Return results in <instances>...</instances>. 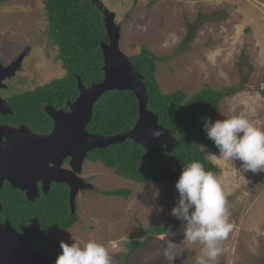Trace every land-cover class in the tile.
I'll use <instances>...</instances> for the list:
<instances>
[{
    "label": "rangeland",
    "instance_id": "rangeland-1",
    "mask_svg": "<svg viewBox=\"0 0 264 264\" xmlns=\"http://www.w3.org/2000/svg\"><path fill=\"white\" fill-rule=\"evenodd\" d=\"M100 1L121 26L120 47L126 55L139 52L144 45L150 52L168 57L156 65L162 92L180 89L190 97L204 86L226 91L228 96L219 102L212 122L243 115L264 128V0ZM190 27L193 34L185 40ZM22 53L23 64L17 76L7 81L10 89L6 93L31 91L64 76L58 49L47 32L42 0L0 3V64L8 65ZM203 151L219 168L215 175L235 225L222 244L223 254L213 264H264V171L243 172L239 160L218 159V149ZM82 171V177H91L100 191L127 189L130 194L111 197L89 189L80 192L79 220L52 237L56 245L60 248L61 241L71 244L95 239L109 248L113 264L166 263L160 251L163 238L178 244L183 240V224L171 215L179 197L175 185L138 184L88 160ZM149 225L170 228L153 234L143 248L126 255L132 247L127 242L144 240L134 233ZM200 248L199 244L185 245L174 264H191Z\"/></svg>",
    "mask_w": 264,
    "mask_h": 264
},
{
    "label": "trees",
    "instance_id": "trees-1",
    "mask_svg": "<svg viewBox=\"0 0 264 264\" xmlns=\"http://www.w3.org/2000/svg\"><path fill=\"white\" fill-rule=\"evenodd\" d=\"M5 1L10 0H0V3ZM98 3V0H42L47 32L58 49L57 60L65 69V74L31 91L13 93L10 98L13 115L8 116L6 121L12 124L23 122L29 124L33 131L45 133L52 124L45 113V105L66 107L67 101H74L78 96L77 76L85 86L103 79L101 43L108 42V36ZM120 24L124 25V22ZM193 30V27L188 29L185 40L191 38ZM127 56L141 74L146 88L147 109L157 116L163 128L171 132L177 145L170 151L146 155L142 146L125 139L121 143L93 149L88 159L100 162L119 177L138 184L153 182L175 185L183 166L193 161L202 163L207 171L219 173L217 165L203 151L217 148L203 131L202 118L211 120L219 102L228 93L210 86H204L190 97L180 89L164 93L155 71L157 63L166 61L168 57L158 56L144 45L140 46L139 52L128 53ZM137 117L138 99L133 92L106 91L93 105L86 130L103 136L114 135L131 129ZM100 193L127 197L130 191L112 189ZM0 203L1 217L6 216L16 229L26 225L30 218H36L41 228L46 230V236L36 241L35 248L46 247L56 257L61 249L52 240V235L70 228L79 220L78 211L70 212L67 190L58 187H51L46 194L40 192L38 198L29 201L22 191L6 182L0 191ZM149 226L139 227L134 233L139 238L144 236V240L127 242L132 247L128 248L126 255L133 253L134 249L143 248L152 240L153 234H163L170 228L169 225Z\"/></svg>",
    "mask_w": 264,
    "mask_h": 264
},
{
    "label": "water",
    "instance_id": "water-1",
    "mask_svg": "<svg viewBox=\"0 0 264 264\" xmlns=\"http://www.w3.org/2000/svg\"><path fill=\"white\" fill-rule=\"evenodd\" d=\"M98 7L108 36V42L101 43L103 79L85 86L77 76L79 93L73 102H68V112L45 106V113L53 122V129L47 135L32 134L24 126L19 129L0 127V190L6 181L11 187L24 192L27 200L33 201L40 195L37 182H41L44 194L49 191L50 183L62 182L70 188L69 205L72 213L75 211L80 183L84 184L81 186L85 189L93 188L92 184L84 183L76 175L93 149L131 139L145 149L146 155H150L170 151L177 145L171 132L163 128L157 116L147 109L146 88L141 74L120 49V25L115 22V14L104 8L102 3H98ZM24 56L25 53H22L8 66L0 64V88L3 87V79L14 76ZM111 90L133 92L138 99L137 120L131 129L114 135L88 132L86 126L92 117L93 105L104 92ZM5 104L0 97V110L1 105ZM152 129H160L163 135L154 138ZM67 157L70 158L71 171L60 167L62 160ZM72 181L79 185L73 186ZM45 235L46 231L36 218H32L21 232L15 230L8 221L0 222V264H53L55 256L46 249H35L36 240Z\"/></svg>",
    "mask_w": 264,
    "mask_h": 264
},
{
    "label": "clouds",
    "instance_id": "clouds-1",
    "mask_svg": "<svg viewBox=\"0 0 264 264\" xmlns=\"http://www.w3.org/2000/svg\"><path fill=\"white\" fill-rule=\"evenodd\" d=\"M202 122L203 131L218 149L219 155H215L218 159L239 160L243 172L264 171V128L257 127L243 115H232L215 122L205 117ZM151 135L159 138L163 132L152 129ZM175 187L179 197L171 215L183 224V240L178 244L164 237L160 249L162 257L166 264H174L185 251V245L199 244V254L192 257L191 264H213L223 254L222 244L235 227L230 220L224 188L218 177L205 170L199 161L183 166ZM60 248L62 251L54 264H113L109 248L95 239L71 244L61 241Z\"/></svg>",
    "mask_w": 264,
    "mask_h": 264
},
{
    "label": "flooded vegetation",
    "instance_id": "flooded-vegetation-1",
    "mask_svg": "<svg viewBox=\"0 0 264 264\" xmlns=\"http://www.w3.org/2000/svg\"><path fill=\"white\" fill-rule=\"evenodd\" d=\"M19 56H20V55H18V56H14L13 59L10 60V63H9V64L15 62ZM23 61H24V58L21 60V64H20L19 67L16 69L14 76H12V77H6V78L3 79L2 82H1V83H3V87L0 88V97L2 98V100H3L6 104H5V105H1V110H0V127H1V126H7V127H9V128L19 129L21 126H24V127H26V128L32 133V134H35V135H47V134H49V133L52 131V129H53V122H52V124H51V128H50L49 131H47V132H45V133H40V132H35V131H33L32 127H31L29 124H26V123H23V122L18 123V124H12L11 122L5 120V119H7L8 116H12V115H13V111H12V109H11V104H10V98H11L16 92H17V93H23V92H25V91H17V90H15V92H10V91H9V93H6V92H5V91L8 92V90L10 89V84H8L7 81H8L9 79H13V78H15V77L17 76V73L19 72L18 70H19L20 67L22 66ZM9 64H8V65H9ZM8 65H5V66H8ZM3 66H4V65H3ZM4 92H5V93H4ZM13 93H14V94H13ZM67 102H68V101H67ZM67 102H66V107H58V108H56V107L51 106V105H45V106H50V107H53L54 109L64 110L65 112H68V111H69V108H68V104H67ZM45 106H44V109H45ZM48 117H49V116H48ZM50 119H51V118H50ZM51 121H52V120H51ZM27 134H28V132H27ZM3 140H5V137L3 138ZM88 155H89V153H88ZM88 155H87V157L84 159V161H85V160L91 161V160L88 159ZM84 161H83V163H84ZM91 162H93V161H91ZM60 167H61L62 169H64V170H69V171H71L72 169H71V166H70V158H69V157L64 158V159L62 160V163H61ZM82 167H83V164H82ZM82 167H81V171H80L79 173H76L77 177L83 179L84 183H90V184H92V183H91V181H92V178H91V177H82V176H84L83 173H85V171H82ZM5 183H6V181L4 182V184H5ZM4 184H3V186H4ZM81 184H83V183H80V186H78V187H79V190H78V193H77V195H76V200H75V202H76V211L78 210V200H77V197H78V195L80 194V192L86 190L85 188H83L84 186H81ZM72 185H73V186H77V185H79V183H77L76 181H72ZM83 185H84V184H83ZM41 186H42L41 182H37V187H38L39 194H40V192L43 193ZM92 186H93V188L89 189L90 191H95V192L100 193V191H99L98 189H96V188L94 187L93 184H92ZM51 187H58V188H60V189H62V190H67L68 204H69V192H70V188H69L68 185H66L65 183H62V182H52V183H50V188H49V190L51 189ZM2 188H3V187H2ZM2 188H1V189H2ZM0 191H1V190H0ZM23 193H24V192H23ZM43 194H44V193H43ZM100 194H101V193H100ZM0 204H1V203H0ZM69 208H70V205H69ZM0 211H1V206H0ZM70 212H71V208H70ZM1 215H2V214H0V222L8 221L9 224L11 225L10 220H8V218H7L6 216L1 217ZM1 218H2V219H1ZM31 219H32V218H30V219L27 221V224H26V225H23V227H21V228H19V229H16L13 225H11V226H12L15 230L21 232V231H22V230H23V229H24V228L30 223ZM70 228H71V227H70ZM42 229H43V228H42ZM68 229H69V228H68ZM68 229H67V230H68ZM44 230H45V229H44ZM59 233H61V232H58V233L52 235V237L54 238L55 236L60 235ZM52 237H51V238H52ZM40 239H41V238H40ZM38 240H39V239H38ZM52 240H53V239H52ZM53 241H54V240H53ZM54 242H55V241H54ZM55 243H56V242H55ZM56 244H57V243H56ZM40 249H47V248H46V247L37 248V250H40ZM47 250H48V249H47ZM53 256H54V255H53ZM55 257H56V256H55Z\"/></svg>",
    "mask_w": 264,
    "mask_h": 264
}]
</instances>
